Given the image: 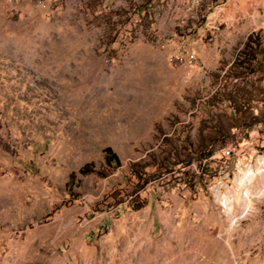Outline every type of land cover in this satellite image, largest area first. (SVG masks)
Here are the masks:
<instances>
[{
    "label": "rangeland",
    "instance_id": "374dc122",
    "mask_svg": "<svg viewBox=\"0 0 264 264\" xmlns=\"http://www.w3.org/2000/svg\"><path fill=\"white\" fill-rule=\"evenodd\" d=\"M0 264H264V0H0Z\"/></svg>",
    "mask_w": 264,
    "mask_h": 264
},
{
    "label": "trees",
    "instance_id": "16d2710c",
    "mask_svg": "<svg viewBox=\"0 0 264 264\" xmlns=\"http://www.w3.org/2000/svg\"><path fill=\"white\" fill-rule=\"evenodd\" d=\"M103 154H104V160H105V163L107 166H114V167H119L121 166V161H120V158L118 157V155L114 152V150L111 148V147H107L104 149L103 151ZM182 163L181 161H179L178 163H175V164H180ZM189 163L186 162L185 165H188ZM137 168H139L138 165L136 164H133L131 166V171L132 173L134 174V176L140 180L141 179V176L142 174H145L143 173V171H140L138 170ZM77 174H80L81 176H87V175H90V174H96L98 176H102L104 177L105 176V173L103 172V170H98V171H95V169L93 168V164L92 163H87L85 165H83L78 171L77 173L75 172H72L70 175H69V182H72L75 180ZM146 180H144V184H146ZM134 205H133V208L135 210H139L141 208H143L145 206V201L144 200H139V197L136 196L135 200H133L132 202Z\"/></svg>",
    "mask_w": 264,
    "mask_h": 264
}]
</instances>
